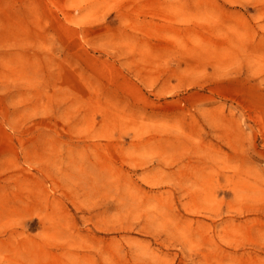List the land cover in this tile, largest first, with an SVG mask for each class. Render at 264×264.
Here are the masks:
<instances>
[{
  "label": "rangeland",
  "instance_id": "374dc122",
  "mask_svg": "<svg viewBox=\"0 0 264 264\" xmlns=\"http://www.w3.org/2000/svg\"><path fill=\"white\" fill-rule=\"evenodd\" d=\"M0 264H264V0H0Z\"/></svg>",
  "mask_w": 264,
  "mask_h": 264
}]
</instances>
